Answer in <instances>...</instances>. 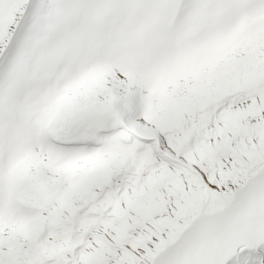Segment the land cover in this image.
<instances>
[{
  "label": "snow or ice",
  "instance_id": "1",
  "mask_svg": "<svg viewBox=\"0 0 264 264\" xmlns=\"http://www.w3.org/2000/svg\"><path fill=\"white\" fill-rule=\"evenodd\" d=\"M0 264H264V0H0Z\"/></svg>",
  "mask_w": 264,
  "mask_h": 264
}]
</instances>
